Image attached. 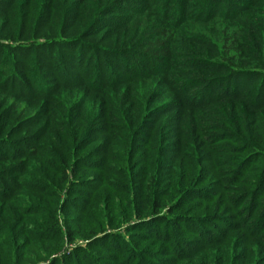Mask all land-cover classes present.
I'll return each mask as SVG.
<instances>
[{
	"label": "rangeland",
	"instance_id": "374dc122",
	"mask_svg": "<svg viewBox=\"0 0 264 264\" xmlns=\"http://www.w3.org/2000/svg\"><path fill=\"white\" fill-rule=\"evenodd\" d=\"M71 1L73 0H0V185L6 189H12L8 198L0 200V235L7 230L10 236L7 243L11 246L12 242L16 249L18 246H22V241L26 247H29L33 241L31 231L34 232V230L28 220H22L21 223H25L22 226L20 220L17 219L18 214L14 212L16 202L20 209L28 203L26 202L27 193H22L18 188L20 184L17 181L14 184L10 183L9 179L13 181L17 176L10 172V167H8L10 163L5 162L6 165H4L2 160L8 159L2 158V154L9 157L18 156L20 152L28 150L32 139L30 134L38 131L39 128L38 126L31 127L27 125V122L25 125L16 124L14 118L7 122L3 120V117L13 115L14 107H19L20 111L38 105L35 95H33L37 92L34 90L33 82L34 79L40 78L39 85L45 83V89L52 90L50 96L53 97V102L57 98L58 103L53 104L51 109H54L58 117L64 116L70 124L72 121L75 125L84 123L86 131L89 133L86 138L90 141L97 140L98 143L104 139H116L120 136L119 128H121L118 118L133 120L140 116L142 122L145 123V126H142L145 129L141 132V136L148 137L153 123H158L159 133L154 130L151 132L155 137L153 140L151 139V142L163 145L169 152L181 151L182 155L176 158L177 167L191 170L194 167L192 158L194 155L198 156L197 179L192 186L204 190L203 193L213 191L210 196L214 200L213 206L219 211L215 213L212 204L206 205L202 201L200 206L211 207L215 215L212 221L216 220L215 222L209 226L204 225V230L202 225L195 224L192 226L193 228H186L175 233L176 235H172V231L165 228L166 245L171 246L173 242H177L174 243L175 248L173 246L170 248L173 250L171 256L176 254L183 256L184 251H189L216 237L214 228H220L227 237L240 236L241 240L249 246L256 241L263 245L259 247H263L264 251V225L261 228H255V219L248 216L252 208H249V204L246 205L247 202L244 201L247 199V195L254 197L259 192L260 184L264 186V154H261L260 157L253 154L241 157L238 153L240 144L231 139L229 129L225 133L222 132L226 129V126L221 124L222 118L217 115L207 116L208 113L219 109V107L212 109L210 106L212 103L209 104V100L206 101L210 97H215L221 90L231 91L237 86L236 88L242 89L243 92L238 100H235L236 103L245 102L250 105L255 103L253 101L254 93L264 81V14L263 20L260 18L263 21L260 26L263 31L261 37H258L257 34L252 36L247 30L246 33L239 34L241 40H238L237 37H233L235 29L232 25L234 23L239 25L240 22H243L241 17L234 18L233 16L239 10L237 7L246 6L245 11L256 7L264 10V7L261 8L264 0H259L254 5L251 4L253 0H179L185 1V8L194 11L189 13L193 15L194 20L197 18V23L188 22V26L194 28L193 32H189L191 29H187V34H185L186 39L196 41L193 44L192 52L186 48L193 57L175 58L177 67L171 70V77L175 76L177 79H171L173 82H165L164 78L157 77L153 80V84L148 80H145L148 81L147 83H142L140 81L142 78L138 79L139 77L132 78L139 75L140 70L136 64L141 61L143 53V48L139 47L137 42L139 40L142 43L144 34L148 31L132 34V31L127 29L128 27L122 28V25H128V22L122 23L120 19L114 20L112 17L116 14L107 12L115 9L111 8L115 6L113 0H76L75 3ZM136 1L138 3L146 0ZM147 1L151 7L150 10L148 5L149 11L146 13L148 23H157L158 28L160 22L162 25L166 23L168 26L164 25L165 28L176 32L181 20L175 18L177 10L181 8L177 0ZM227 5L228 13H224ZM108 6H111L109 10L106 9ZM133 6L135 4L129 3V7ZM207 10L208 16H204ZM130 12L126 8V11L123 10L119 16L130 15ZM190 14L184 18H189ZM107 20L108 22H102ZM115 23L119 24L115 25ZM91 24L94 26L90 30L87 27ZM73 34L76 35V40L86 47L81 51L83 48L81 46L79 55H73L75 60L72 56V59L58 62L53 57L59 55V49H55L51 53L49 49L35 50V46L30 48L25 46L29 41L44 43L43 38L47 37H51L48 39L52 43H57V41H62V36ZM230 36H232L231 39H237L238 50L243 49V52L241 51L242 59L236 62V65L241 67H233L235 70H232L231 73L227 69L229 58L221 57L215 52L219 50L220 42ZM180 38L177 40L180 41ZM117 48L119 51H124V49L130 51V55L124 56L125 58H116L112 51ZM252 49H255L256 52H250ZM225 50L226 48L222 51ZM70 54L72 52L68 51V55ZM257 55L262 60H256ZM134 57H138V59L136 60ZM198 59H207L211 64L207 65L200 60L196 61ZM123 61L128 63L127 68ZM96 64L105 67L107 74L105 78L94 72ZM161 69L165 68L162 66ZM122 75L129 76L122 81L111 82L113 79H120ZM239 75H244L246 78L238 77ZM100 82L106 85H102ZM174 89H187L183 95L184 99L180 98ZM184 101L196 105L198 108L193 111L187 110L185 106L183 107ZM62 107L65 108V111L62 110ZM166 111V115L162 116V113ZM203 118H206L207 122L202 124L200 121ZM165 119L170 121L165 122ZM146 140L143 144L133 146V150L128 155L127 152H124L123 159L121 156L113 158L103 171L95 170L91 166L92 164H87L80 166L78 172L73 176V179L77 180L80 176H84L87 179L86 185L92 189L100 187L106 192L105 202L108 205H105L103 217H108L110 213L113 214L114 209L118 213L117 217H122L123 210L114 207L120 202L114 200L112 204L109 198L116 196L125 202V196L119 194L118 186L122 185L119 179L126 174L128 167V175L136 173L141 168L139 163L151 154L152 147L155 151L156 145L148 144ZM178 141H181L182 146L178 145ZM86 147L87 145L85 151H90ZM184 154L186 156L182 158ZM248 157L252 158L249 165L243 166ZM121 161H123V165L118 164ZM25 187H27L26 184ZM203 196L207 197V194ZM9 197H14V199ZM258 199L264 201V195ZM263 209L264 204L259 205L255 213H259ZM95 212L96 216L99 215L102 208ZM263 215L264 211L261 213V216ZM191 217H198V215L192 214ZM7 219L12 221L9 222ZM134 223H122L119 226H114L109 233L127 239L128 232L133 233L137 228ZM5 225L7 226L5 227ZM200 229L202 231L199 234ZM143 232L144 230H136L134 233L137 236L143 235ZM178 237L181 240H178ZM180 241L186 242L179 243ZM86 245L87 243L82 240H78L74 246L67 244L61 252L62 257L66 258L62 264H84L81 262V254L78 253L74 254L75 260H71V251L76 248L89 252L95 264H121L126 257L123 249L118 254H113L115 250L112 245L121 248L118 241L113 238L100 241L97 246L87 248V250ZM165 248L166 246L163 249ZM143 251L147 254V259L143 255L140 257L145 264H161L163 260L171 257L161 255L157 251L156 253L148 252L145 249ZM57 257L59 255L53 258ZM129 261L128 264H134L133 259Z\"/></svg>",
	"mask_w": 264,
	"mask_h": 264
},
{
	"label": "trees",
	"instance_id": "16d2710c",
	"mask_svg": "<svg viewBox=\"0 0 264 264\" xmlns=\"http://www.w3.org/2000/svg\"><path fill=\"white\" fill-rule=\"evenodd\" d=\"M113 1L115 6H108L106 9L115 8L111 12L107 11L108 13L116 14L112 18L114 20L120 19L122 23L128 22V25L124 24L122 28L128 27L127 29H130L132 34L148 31L144 34V41L140 43L138 40L137 42L138 46L143 48V53L141 54V61L136 64L140 70L139 75L132 78L139 77L138 79L142 78L140 80L142 83L152 81V84L157 77L164 78L165 82H173L171 79H177L175 76L171 77V70L177 67L175 58L193 57L189 51L192 52L194 50L193 44L196 41H190L191 39L189 38L186 39L185 34H187V29H191L189 32L194 30V28L188 26V22L197 23V18L194 20L193 15L190 14L194 11H189L188 8H185V1L177 0L181 8L177 10L179 14L177 13L175 18L177 20L180 18L181 20L175 32L170 30V28H165L164 25L168 26L166 23L162 25L160 22L159 28L157 23H148L146 13L149 9L151 10L149 1H139L138 3L136 0ZM71 2L75 3L76 0ZM258 2L259 0H253L251 4L254 5ZM129 3L135 4V6L129 7ZM228 4L230 5V3ZM245 7L242 5L237 7L239 10L233 14L234 18L241 17L243 21L239 25L237 23L232 25L235 29L233 37L241 40L239 34L246 33L247 30H249L250 35L254 36L257 34L258 37H261L263 31L260 26L263 23L264 10L256 7L250 11L247 10V12ZM263 7L264 4L261 8ZM126 8L131 11L130 15L119 16L123 10L126 11ZM227 10H229L228 5L224 9V13H228ZM188 14H190V17L185 19L184 17ZM204 16H208V10ZM102 22H108V20ZM118 24L115 23V25ZM93 26L91 24L87 28L91 30ZM75 34L66 37L62 36V41H57V43H52L48 39L51 37H47L43 38L44 43L39 44L36 41H29L25 46H28V48L35 46V50L49 49L51 53L55 49H59V55H54L53 58L58 62H62L72 59L74 54L79 55L81 46H83L81 51L86 49L85 45L76 40ZM231 37L220 42L219 50L215 51L221 57L227 56L229 58V66L228 68L226 67L229 73L235 70L233 67H241L236 65V62H239L243 57L241 53L243 49L238 50V47H236L237 39H231ZM178 38H180V41L177 40ZM260 40L262 39L260 38ZM177 42H180V44H177ZM182 42L187 44L182 45L184 44ZM186 48H189V51ZM225 48L226 50L222 51ZM68 51L72 52V54L68 55ZM112 52L116 58H125L124 56L130 55V51L128 52L125 49L124 51H119L117 48ZM250 52H256V50L252 49ZM134 58L138 59V57ZM199 60L207 65L210 63L207 59H198L196 61ZM256 60L262 59L257 55ZM123 63L128 66L125 61ZM162 66L165 69H161ZM94 72L104 76V78L107 75L105 67L99 64L95 65ZM127 76L129 75H122L120 79H113L111 82L122 81ZM241 76L245 77L244 75ZM241 76L239 75L238 77ZM39 79H34L33 82L34 90L37 91L33 95H35L38 105L20 111L19 107H14L12 109L13 115L3 117V120L7 122L14 118L16 124L25 125L27 122V125L31 127L38 126L39 128L38 131L30 134L32 139L28 150L20 152L18 156L12 155L9 157L2 154V158L8 159L2 160L4 165H6L5 162L10 163L8 166L10 167V172L17 176L13 181L9 179L10 183L14 184L17 181L20 184L18 188L22 193H27L26 202L28 203L20 209L16 202L14 212L18 214L17 219L20 220V223L23 222L22 220H28L29 225L34 230V232L31 231L33 233V241L29 247L24 246V241H22L23 247L20 245L16 249L12 242L11 246L8 245L7 241L10 240V236L7 230L4 231L0 235V264H62V261L66 258L62 257L61 252L67 244L74 246L78 240H82L87 243V250V248L97 246L100 241L103 242L112 238L118 241L121 246V248H116L115 245H112L115 250L113 254H118L122 249L126 254L121 264H128L131 259H133L134 264H145L140 257V255H143L146 258L147 254L143 251L144 249L152 253L157 251L167 257L173 254V250L170 248L172 246L175 248L174 243L177 242H173L171 246L166 245L167 234L165 228L170 229L172 235H176L175 233L186 228H193L192 226L195 224L202 225L204 230V225L209 226L216 221H212L215 215L211 207L206 206L207 204H212L211 206H213L214 200L210 196L213 191L203 193L204 190L192 186L197 179L196 163L198 156H193L194 167L191 170L188 171L185 168L177 167L176 158L182 155L180 150H176L175 153H173L174 151L169 152L163 145H156L157 142H151V139L155 138L151 132L153 130L158 132V123H153L147 137L141 136V132L145 129L143 128L145 123L144 121L142 122L140 116L133 120L118 118L121 125L118 138L112 140L104 139L98 143L96 142L97 140L90 141V139L86 138L89 133L86 131L84 123L75 125L74 121H72V124H70L64 116L58 117L54 109H51L53 104L58 103L57 98L53 102V97L51 98L50 96L52 90L49 89L48 91V89H45V83L39 85ZM100 83L106 85L105 83ZM236 87L232 88L231 91L228 89L225 91L221 90L215 97L206 99V101L209 100V104L212 103L210 105L212 109L219 107L217 110H212L207 116L217 115L222 118L221 124L226 126V129L222 130V132L225 133L229 129L231 139L240 144L238 153L241 157H246L249 154L260 157L262 156L261 154H264V81L255 91L253 99L255 103L252 105L245 102L236 103L237 101L235 100H238L241 92H243L242 89H237ZM186 90L174 89V92L184 99L183 95ZM184 106L190 111L198 108L196 105L186 103V101H184ZM62 110L65 111V108L62 107ZM27 112L28 114H26ZM166 113L167 111L162 113V116L166 115ZM205 119L203 118L200 123L207 122ZM164 121L170 120L165 119ZM145 140L148 144L156 145L154 147L155 151H153L152 147L153 152L151 151L148 158L143 159L139 163L141 168L136 173L128 175V167L126 174L119 179L122 182V185L118 186L119 194L125 196V202L116 196L109 198L112 204L114 200L120 202L119 205H114V207L123 210L122 217H117L118 213H116L115 209L113 214L108 213V217H103L102 214L105 212L104 209H106L105 205L107 204L105 202L106 192L101 190L100 187L92 189V187L86 185L87 179L84 176H80L79 180L73 179V176L78 172L80 166L87 164H92L91 166L95 170L103 171L112 162L113 158L121 156L123 159L124 152H127L128 155L133 150V146L143 144ZM86 145V149L90 151H85ZM90 145L92 147H89ZM178 145L182 146L181 141H178ZM185 156L186 154L182 158ZM251 159L249 157L246 158L243 166L249 165ZM118 164L123 165L124 163L121 161ZM125 164H127L126 161ZM25 184L27 187H25ZM263 190L264 186L260 184V193L257 192L254 197L247 195V199L244 200L247 202L246 205L249 204V208H252L248 216L255 219L256 229L264 225V215L261 216L264 209L259 213H255L256 208L264 204V201L257 200V198L264 195ZM11 191L12 189H6L0 185V200L5 197L8 198L7 196L11 195ZM204 194H207V197H204ZM256 196L257 198H255ZM9 198L14 199V197ZM202 201L206 204L205 207L200 206ZM99 208H102V212L96 216L95 211ZM214 209L215 213L219 211L215 207ZM70 211L71 213H69ZM192 214H197L198 217H191ZM91 216H94V218H91ZM7 220L9 221V219ZM130 222H135L134 226L137 227L135 231L144 230L143 235L136 236L135 231L133 233L128 232L127 239H124L122 236L109 233L114 226ZM21 224L24 226L25 223ZM214 229L216 237L205 244H200L189 251H184L185 254L183 256H180V254L171 256L163 260L161 264H264L263 247H259L263 245L254 241L249 246L241 240L240 236L227 237L220 228ZM201 231L202 229L198 233L200 234ZM178 240L181 239L178 237ZM184 242L186 241H180L179 243ZM165 246L166 248L163 249ZM76 253L81 254L82 263L95 264L89 252H84L80 248L71 251L72 261L75 260L74 254ZM56 255H59V257L53 258Z\"/></svg>",
	"mask_w": 264,
	"mask_h": 264
}]
</instances>
